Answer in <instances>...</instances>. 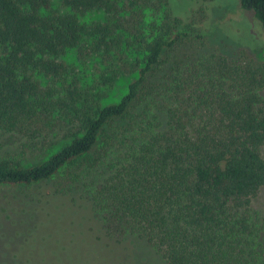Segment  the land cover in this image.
I'll return each instance as SVG.
<instances>
[{
  "label": "trees",
  "instance_id": "trees-1",
  "mask_svg": "<svg viewBox=\"0 0 264 264\" xmlns=\"http://www.w3.org/2000/svg\"><path fill=\"white\" fill-rule=\"evenodd\" d=\"M239 3L264 31V0ZM185 20L169 0H0V218H75L95 264H134L130 238L166 264H264V63L202 52Z\"/></svg>",
  "mask_w": 264,
  "mask_h": 264
},
{
  "label": "rangeland",
  "instance_id": "rangeland-1",
  "mask_svg": "<svg viewBox=\"0 0 264 264\" xmlns=\"http://www.w3.org/2000/svg\"><path fill=\"white\" fill-rule=\"evenodd\" d=\"M169 1L174 15L185 16V21L195 22L206 33L202 52H216L232 59L244 54L264 63V31L252 13L242 10L239 0ZM88 19L102 21L106 15L97 12ZM68 61L79 65L74 57ZM136 78V74L120 77L103 104L121 100ZM50 189L51 184H42V187L35 186L31 190L3 189V194L20 203L39 191L45 193ZM38 206L35 202L25 211L15 210L9 221L0 218V264H95L87 232H80L74 225L78 221L75 218L61 219L54 210L44 216L38 212ZM50 206L55 207V203L51 202ZM253 206L264 214V187L254 199ZM0 210H4L2 205ZM129 245L134 264H166L144 240L130 238Z\"/></svg>",
  "mask_w": 264,
  "mask_h": 264
}]
</instances>
